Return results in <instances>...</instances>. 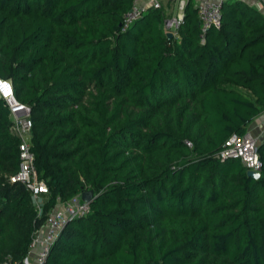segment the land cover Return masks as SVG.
<instances>
[{
	"label": "trees",
	"instance_id": "trees-1",
	"mask_svg": "<svg viewBox=\"0 0 264 264\" xmlns=\"http://www.w3.org/2000/svg\"><path fill=\"white\" fill-rule=\"evenodd\" d=\"M131 0H0V77L30 107L47 186L37 214L0 99V260L22 264L58 197L92 192L42 264H264L259 176L215 153L264 110V12L220 5L199 37L192 0L177 34L161 9L122 30ZM189 144V146L186 145Z\"/></svg>",
	"mask_w": 264,
	"mask_h": 264
},
{
	"label": "built area",
	"instance_id": "built-area-1",
	"mask_svg": "<svg viewBox=\"0 0 264 264\" xmlns=\"http://www.w3.org/2000/svg\"><path fill=\"white\" fill-rule=\"evenodd\" d=\"M225 0H192L199 27V37L210 27H216L220 18V5ZM250 6L264 12V0H243ZM188 0H131L129 10L123 16L122 30L135 21L147 8L161 9L164 16L160 23L163 33L177 34L184 20V12ZM0 99L8 109L9 130L18 139V168L9 175L10 182L21 183L29 192L37 214L41 212L40 194L47 193L46 184L37 178L34 167V156L30 149L31 110L27 104L19 102L14 95L13 87L8 79L0 77ZM186 145H189L186 143ZM256 140L248 132L238 136L229 134L215 153L218 159L236 158L245 170L259 172L260 161L256 152ZM89 203L82 201L80 195L67 201L56 198L55 205L46 212L43 224L35 231L29 244L26 256L34 264H42L51 243L59 234L67 219L82 216L89 212ZM25 259V260H26ZM0 264H15L10 257L0 260Z\"/></svg>",
	"mask_w": 264,
	"mask_h": 264
},
{
	"label": "crops",
	"instance_id": "crops-1",
	"mask_svg": "<svg viewBox=\"0 0 264 264\" xmlns=\"http://www.w3.org/2000/svg\"><path fill=\"white\" fill-rule=\"evenodd\" d=\"M246 132H248L251 136H253L256 140V144L264 143V110L260 112L247 126ZM31 260V264L33 260L31 258H27ZM26 264H29L27 261Z\"/></svg>",
	"mask_w": 264,
	"mask_h": 264
},
{
	"label": "water",
	"instance_id": "water-1",
	"mask_svg": "<svg viewBox=\"0 0 264 264\" xmlns=\"http://www.w3.org/2000/svg\"><path fill=\"white\" fill-rule=\"evenodd\" d=\"M173 34L167 33L166 37H172ZM245 175L248 176L251 179H256L259 176L258 172L251 171V170H245ZM80 198L82 201H85L87 203H90L92 200V192L91 191H84L80 194Z\"/></svg>",
	"mask_w": 264,
	"mask_h": 264
},
{
	"label": "rangeland",
	"instance_id": "rangeland-1",
	"mask_svg": "<svg viewBox=\"0 0 264 264\" xmlns=\"http://www.w3.org/2000/svg\"><path fill=\"white\" fill-rule=\"evenodd\" d=\"M187 146H189V145H187ZM38 198H39V201L42 202V201H41V196H39ZM25 259H26V258H25ZM25 259L22 261V264H26L27 261L29 262V264H31V260H28V259L25 260ZM33 263H34V261H33Z\"/></svg>",
	"mask_w": 264,
	"mask_h": 264
}]
</instances>
